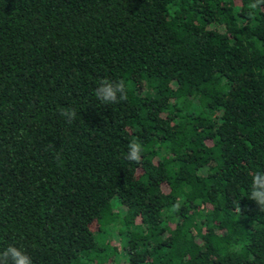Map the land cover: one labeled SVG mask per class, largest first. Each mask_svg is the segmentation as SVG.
<instances>
[{
  "label": "trees",
  "instance_id": "1",
  "mask_svg": "<svg viewBox=\"0 0 264 264\" xmlns=\"http://www.w3.org/2000/svg\"><path fill=\"white\" fill-rule=\"evenodd\" d=\"M251 2L0 0V248L33 264H264ZM102 78L127 98L101 105Z\"/></svg>",
  "mask_w": 264,
  "mask_h": 264
},
{
  "label": "clouds",
  "instance_id": "2",
  "mask_svg": "<svg viewBox=\"0 0 264 264\" xmlns=\"http://www.w3.org/2000/svg\"><path fill=\"white\" fill-rule=\"evenodd\" d=\"M264 4V0H252L249 4L250 9H256ZM94 95L101 105H110L119 103L127 98V85L123 80L112 81L102 78L98 81ZM60 115L71 123L76 115L75 109L62 108ZM143 146L133 140L127 145V152L124 155L125 160L139 164L142 159ZM248 199L254 201L259 211L264 212V171H256L251 176L248 189ZM179 204L172 206V211H178ZM235 211L240 215L241 208L237 205ZM0 264H33L32 258L22 248L14 244H8L6 247L0 248Z\"/></svg>",
  "mask_w": 264,
  "mask_h": 264
}]
</instances>
